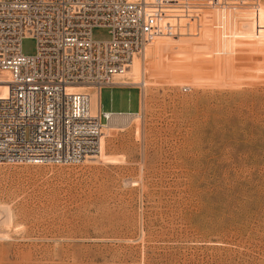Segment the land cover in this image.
Wrapping results in <instances>:
<instances>
[{
  "label": "rangeland",
  "instance_id": "1",
  "mask_svg": "<svg viewBox=\"0 0 264 264\" xmlns=\"http://www.w3.org/2000/svg\"><path fill=\"white\" fill-rule=\"evenodd\" d=\"M196 17L102 90L116 161L0 165V264H264V0Z\"/></svg>",
  "mask_w": 264,
  "mask_h": 264
},
{
  "label": "built area",
  "instance_id": "2",
  "mask_svg": "<svg viewBox=\"0 0 264 264\" xmlns=\"http://www.w3.org/2000/svg\"><path fill=\"white\" fill-rule=\"evenodd\" d=\"M258 2L0 0V75L8 78L7 97L0 98V165H76L98 154L106 126L125 114L101 105L93 113L90 90H76L115 88L135 56L159 37L180 38L207 9ZM97 28L108 29L110 40H95ZM27 38L36 41L33 56L22 53Z\"/></svg>",
  "mask_w": 264,
  "mask_h": 264
},
{
  "label": "bare ground",
  "instance_id": "3",
  "mask_svg": "<svg viewBox=\"0 0 264 264\" xmlns=\"http://www.w3.org/2000/svg\"><path fill=\"white\" fill-rule=\"evenodd\" d=\"M260 1V0H259ZM259 3V2H258ZM199 20V19H198ZM200 22V20H199ZM188 29L192 27L194 28L195 26L192 25H188ZM197 26V25H196ZM151 49L150 47H148L146 49L147 53H150ZM129 70L126 71L125 74L118 76L115 80L116 86H126L128 85V83L125 81L126 78H128L129 81H131L132 84H139L138 82L141 81V79L143 80V84H146L148 82L147 79H149V68L146 65H143L142 62H140L137 58H133L131 64L129 65ZM120 81V82H118ZM8 78H6V75H0V98L2 99H6L7 97V92H8ZM130 84V85H132ZM87 90H93V89H79L76 90L77 92H87ZM101 94H99V92L94 91L92 93V110L93 113H96L99 110V106L101 105ZM129 116H131L132 114H128ZM123 116H126L123 115ZM123 116H116L113 118V120L110 122V124L108 126H106V129L109 131L112 130L111 127V123H113L116 119H118L119 117H123ZM135 115H132L131 117H134ZM114 127V126H113ZM117 159V158H115ZM86 160L89 161H93V162H97V161H101V162H112L114 160L113 157H110L108 155H106V144H105V140L104 137L101 140V147H100V152L92 157H88ZM116 161V160H114ZM5 209V208H4ZM9 214V213H8ZM9 220V218H8Z\"/></svg>",
  "mask_w": 264,
  "mask_h": 264
},
{
  "label": "crops",
  "instance_id": "4",
  "mask_svg": "<svg viewBox=\"0 0 264 264\" xmlns=\"http://www.w3.org/2000/svg\"><path fill=\"white\" fill-rule=\"evenodd\" d=\"M101 97V96H100Z\"/></svg>",
  "mask_w": 264,
  "mask_h": 264
}]
</instances>
